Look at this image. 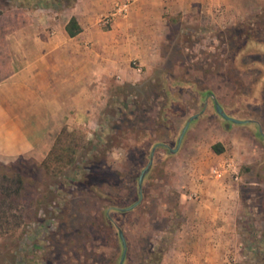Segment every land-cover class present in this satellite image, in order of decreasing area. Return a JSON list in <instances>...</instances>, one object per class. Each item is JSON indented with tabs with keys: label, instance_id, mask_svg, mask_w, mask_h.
Segmentation results:
<instances>
[{
	"label": "rangeland",
	"instance_id": "374dc122",
	"mask_svg": "<svg viewBox=\"0 0 264 264\" xmlns=\"http://www.w3.org/2000/svg\"><path fill=\"white\" fill-rule=\"evenodd\" d=\"M123 1L127 10L111 15ZM167 1L113 0L99 17L101 36L115 19L130 22L143 41V64L131 57V78L114 73L88 83V100L78 98L76 83L70 92L52 87L57 102L72 97L62 100L72 103L71 116L58 106L42 145L0 162V174H19L26 187L15 205L0 207V264H119V232L123 264H145L147 244L162 251L163 264L170 246L190 238L186 230L198 223V186L226 162L237 178L224 173L215 182L233 185L220 182L234 196L216 204L231 216L216 261L264 264V0H192L185 9ZM46 3L0 0V80L14 67L17 38L36 31L37 20L42 41L66 43L59 30L73 6ZM78 64L73 60L74 70ZM215 103L247 121L222 118ZM83 104L86 113L78 114ZM214 143L224 151L215 154ZM113 149L126 152V161L114 163ZM151 157L139 199L138 178ZM2 186L17 185L0 178ZM213 191L209 198L223 199Z\"/></svg>",
	"mask_w": 264,
	"mask_h": 264
},
{
	"label": "crops",
	"instance_id": "0c3cea01",
	"mask_svg": "<svg viewBox=\"0 0 264 264\" xmlns=\"http://www.w3.org/2000/svg\"><path fill=\"white\" fill-rule=\"evenodd\" d=\"M112 1L77 0L59 30V36L66 42L64 44L55 39L42 41L38 20L37 24L33 23L31 26L36 31L33 30L29 35H23V31L22 35H19L21 37L17 38L18 44L14 48L15 58L11 57L14 67L7 77L0 80V162L8 163L25 157L42 145L49 134V130L46 131V123L52 121L51 116L56 115L58 106L62 115L71 116L72 103L62 101L71 96L67 93L57 102V99L51 98L52 87L55 89L59 86L63 91L70 92L73 90V83H76L78 98L88 100V83L94 82L97 86L101 78L103 80L107 75L114 73L131 78L128 61L131 57H140L142 60L140 51L143 49V41L134 33L132 36L130 22H127V25L124 22V25L119 19L113 21L108 34L101 36L99 17L109 10ZM191 1L167 2L171 9H185L191 6ZM136 6L137 4L134 6V12L137 10ZM71 17H75L81 26V31L74 36H69L65 29ZM27 29L29 30V26ZM72 48L78 54L73 53ZM73 60L79 62L75 70ZM144 61L148 63L147 59ZM141 63L143 64V60ZM74 75L76 80H73ZM76 108L78 114H84L87 104ZM217 180L215 177L210 182L203 181L198 186L203 197L198 223L186 230L190 238L186 237L178 244L170 246L173 253L165 256L163 264H220L221 261H216V248L221 245L223 247V236L229 229L224 228L223 224L231 216L225 210H216V204L219 200L228 204L229 199L234 196L225 190H229L233 185L226 184L222 179L215 183ZM220 182L225 184L226 188ZM212 187L223 192V199L218 196L215 199L209 198L208 193L213 191Z\"/></svg>",
	"mask_w": 264,
	"mask_h": 264
},
{
	"label": "trees",
	"instance_id": "16d2710c",
	"mask_svg": "<svg viewBox=\"0 0 264 264\" xmlns=\"http://www.w3.org/2000/svg\"><path fill=\"white\" fill-rule=\"evenodd\" d=\"M20 1L26 3L27 5H33L32 3L34 2L47 1L46 6H52L53 4H59L62 8H71L72 6H74L77 0H20ZM65 29L69 36H74L81 31V26L79 25L75 17H71L69 21L67 22ZM211 148L215 153H222L224 151V147L220 143L212 144ZM0 178H7L17 185L13 188L8 187V186L0 187V207L7 206V205L8 206L15 205L16 198L21 196V194L26 189V187L23 185L21 176L19 174L14 176V174L8 175V173H5V174H0ZM31 218L32 217L30 216V219ZM146 249H148L147 251H145V254H147V256L145 257V259H143L145 260V264H159L162 259V251L157 250V249L153 250L152 246L150 247V245L148 244H147Z\"/></svg>",
	"mask_w": 264,
	"mask_h": 264
},
{
	"label": "water",
	"instance_id": "95a60500",
	"mask_svg": "<svg viewBox=\"0 0 264 264\" xmlns=\"http://www.w3.org/2000/svg\"><path fill=\"white\" fill-rule=\"evenodd\" d=\"M215 110H216V112H217L222 118H224V119H226V120H229V121H231V122L241 124V123H244V122L247 121V120H240V119H237V118H234V117L228 115V114L224 111V109L222 108V106H221L220 104H218V103H215ZM195 117H197V114H194V115L190 116V117L187 119V121H186L185 125L183 126V128H182V130H181V133H180V135H179V137H178L177 145H176V147H175L174 149H172V151H175V150L179 147L180 142H181V140H182V138H183V136H184V133L186 132V130H187L188 126H189V123H190L191 120L194 119ZM152 153H153V152H152ZM151 163H152V157L150 158L148 164H147L146 167L141 171V173H140V175H139V178H138V185H139L138 192H139V194H140V198H139V199H141V186H140V185H141V182H142V178H143V175H144L145 171L149 169ZM136 203H138V201L135 202L132 206L127 207L126 209L128 210V209L132 208L134 205H136ZM119 237H120V239H121V243H122V253H121V256H120L119 264H123V261H124V258H125V254H126V241H125V238H124L122 232H119Z\"/></svg>",
	"mask_w": 264,
	"mask_h": 264
},
{
	"label": "built area",
	"instance_id": "2783aa9c",
	"mask_svg": "<svg viewBox=\"0 0 264 264\" xmlns=\"http://www.w3.org/2000/svg\"><path fill=\"white\" fill-rule=\"evenodd\" d=\"M127 7H128L127 1L117 2L113 7V11L111 15L117 14L118 12L120 13L121 11H126ZM103 21L108 22V19L105 17ZM232 167H233L232 162H226L221 164V166L219 167L213 168L212 172L216 178L222 177L224 173H230L231 176L234 175V178H237V170H234L235 168Z\"/></svg>",
	"mask_w": 264,
	"mask_h": 264
},
{
	"label": "clouds",
	"instance_id": "9594fccd",
	"mask_svg": "<svg viewBox=\"0 0 264 264\" xmlns=\"http://www.w3.org/2000/svg\"><path fill=\"white\" fill-rule=\"evenodd\" d=\"M111 159L114 163L117 164L123 163L127 159V153L121 151L120 149H113L111 152Z\"/></svg>",
	"mask_w": 264,
	"mask_h": 264
}]
</instances>
